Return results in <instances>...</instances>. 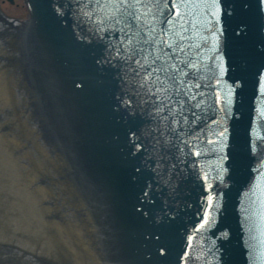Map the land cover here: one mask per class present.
I'll use <instances>...</instances> for the list:
<instances>
[{
    "label": "water",
    "instance_id": "water-1",
    "mask_svg": "<svg viewBox=\"0 0 264 264\" xmlns=\"http://www.w3.org/2000/svg\"><path fill=\"white\" fill-rule=\"evenodd\" d=\"M185 3L164 132L96 0H0V264H264V0Z\"/></svg>",
    "mask_w": 264,
    "mask_h": 264
},
{
    "label": "snow or ice",
    "instance_id": "snow-or-ice-1",
    "mask_svg": "<svg viewBox=\"0 0 264 264\" xmlns=\"http://www.w3.org/2000/svg\"><path fill=\"white\" fill-rule=\"evenodd\" d=\"M76 3L82 15L91 18L95 11L89 10L92 0H87L86 3L76 0ZM161 5L163 8L175 9L176 17L180 16L182 8L187 7L185 0H103L102 3L101 0H96V8L104 13L102 17H98L99 23L105 30H114L110 35L115 43L107 46L112 49L113 59L126 69L133 93L142 91L148 101H151L152 118H159L166 132L169 120L171 124L179 125L177 110L185 123L188 122V118L183 115L184 106L196 98L189 95V91L201 85L192 82L186 84L188 73L175 63L180 59L176 55L180 49L173 46L174 42L169 36L170 28L174 27V18L166 17L170 28H159L157 32L156 22L163 23L160 21V16H163ZM188 67L195 65L190 64ZM127 103L131 104L132 100L129 99ZM195 106L200 107L199 104ZM165 112L167 115H161ZM193 116L195 117V113ZM164 132H161L162 136ZM223 134L220 133L221 136ZM199 154L197 151L196 155Z\"/></svg>",
    "mask_w": 264,
    "mask_h": 264
}]
</instances>
